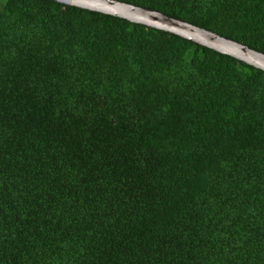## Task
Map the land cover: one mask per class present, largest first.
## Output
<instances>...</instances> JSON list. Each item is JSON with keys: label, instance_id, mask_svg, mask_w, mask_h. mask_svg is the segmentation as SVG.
I'll return each instance as SVG.
<instances>
[{"label": "trees", "instance_id": "1", "mask_svg": "<svg viewBox=\"0 0 264 264\" xmlns=\"http://www.w3.org/2000/svg\"><path fill=\"white\" fill-rule=\"evenodd\" d=\"M119 1L264 54V0ZM0 264H264V71L0 0Z\"/></svg>", "mask_w": 264, "mask_h": 264}, {"label": "water", "instance_id": "2", "mask_svg": "<svg viewBox=\"0 0 264 264\" xmlns=\"http://www.w3.org/2000/svg\"><path fill=\"white\" fill-rule=\"evenodd\" d=\"M66 6L122 18L131 23L176 35L192 43L229 56L244 64L264 71V54L213 32L193 26L183 20L158 11L131 5L119 0H50Z\"/></svg>", "mask_w": 264, "mask_h": 264}]
</instances>
